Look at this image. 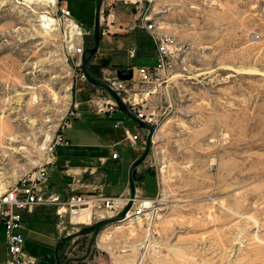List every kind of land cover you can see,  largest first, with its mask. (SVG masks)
<instances>
[{"label": "rangeland", "instance_id": "rangeland-1", "mask_svg": "<svg viewBox=\"0 0 264 264\" xmlns=\"http://www.w3.org/2000/svg\"><path fill=\"white\" fill-rule=\"evenodd\" d=\"M62 1L88 31L83 46L92 47L97 0ZM57 2L0 0V193L48 160V142L75 97L94 85L80 79L82 53L70 48L65 24L55 15ZM114 2L101 5L100 17L113 5L114 17L123 8L125 23L111 20L120 32L116 37L112 31L111 40L125 42L126 55L138 66L144 62L137 45L151 48L153 40L138 28L134 6ZM43 14L53 19L44 26ZM155 15L165 32L187 46L185 65L167 79L128 83L132 95L150 90L143 103L159 114L143 161L158 177V191L144 197L136 188V196L153 200L138 220L127 219L120 228L110 223L60 243L61 264H264V0H157ZM101 58L98 48L86 63L95 78L128 69L104 66ZM91 88L85 101L94 109L88 100L100 86ZM71 124L64 129L70 145L55 148L61 165L79 164L84 138L112 122L89 124L83 113ZM102 166V188L109 192L119 169L110 162ZM46 213L42 207L21 212L25 247L37 264H55L60 238L87 225L68 227L58 237L57 220L53 226ZM4 236L0 224V264Z\"/></svg>", "mask_w": 264, "mask_h": 264}, {"label": "built area", "instance_id": "built-area-1", "mask_svg": "<svg viewBox=\"0 0 264 264\" xmlns=\"http://www.w3.org/2000/svg\"><path fill=\"white\" fill-rule=\"evenodd\" d=\"M125 5H132L137 10L142 27L149 33L155 47L154 62L148 65L136 67L138 80L141 83H158L168 78V74L175 68L185 65L183 58L187 46L179 42L173 35L163 30L162 21L155 15V4L157 0H121ZM55 15L58 21L65 24V37H68L70 48L74 53L81 54L84 48L83 36L88 33L84 26L75 21L70 10L57 2L55 4ZM102 33V32H101ZM75 44V45H74ZM182 57V59H181ZM182 69L185 68L182 66ZM80 79L87 81L82 73ZM131 80L119 79L116 73L105 72L102 79L113 89L127 105V108L144 123L157 126L159 114L155 108L136 99L129 91L128 83ZM96 98L88 101L93 103L98 113L112 118L118 106L113 97L102 87L96 89ZM79 102L74 101L72 107L66 113L65 120L60 129L52 135L48 142L49 158L40 163L33 171L20 177L11 186L0 193V224L3 226L6 244V257L4 264H35V258L30 256L24 249L25 239L21 233L22 211H32L36 206L46 205L54 207L56 228L58 237L69 233L68 227L88 224L86 222L74 221L72 218L85 208H90V221L97 218L102 219L119 214L129 200L128 194L117 196H105L96 191V186L88 192L79 191L82 187L80 177L72 173L71 181L66 194L53 192L48 187L49 166L55 162V147L66 144L67 141L62 130L67 127L72 119L79 118L81 111ZM130 146H134L139 139L138 134L126 131L125 138ZM118 152L114 149L111 158H116ZM86 187V186H85ZM149 207L143 198L135 197L131 208L122 219L112 222L114 228L122 227L128 220H138L144 216ZM55 228V230H56Z\"/></svg>", "mask_w": 264, "mask_h": 264}, {"label": "crops", "instance_id": "crops-1", "mask_svg": "<svg viewBox=\"0 0 264 264\" xmlns=\"http://www.w3.org/2000/svg\"><path fill=\"white\" fill-rule=\"evenodd\" d=\"M115 1L119 2L121 0H115ZM105 2L106 0H103L102 4L104 5ZM111 2H114V1L109 0L110 4ZM60 3L69 8L68 2L60 0ZM127 6L125 5V7ZM119 8L123 9L122 7H119ZM117 9H118V6L115 8L113 5V7L110 10V13L107 16H104L102 14L100 17L102 28L105 29L101 33L103 45H101L99 48L102 54L104 55V58H101L100 62L104 66L105 64L106 65L108 64V66H113V67L121 66V67L132 68L133 80L131 82L136 83L139 81L138 75L136 73L137 66H133L134 59H131L130 56L126 55L125 53L127 49L126 43L116 40L115 38H114V41L111 40V38L115 36L117 37V35H119L120 32L119 31L117 32V29L114 28V25L110 23L112 21L114 22V19H115V20H119L118 24H124L125 23L124 20H126V17L122 15V13L120 12L121 9H119V11L115 15L116 17H114L115 10ZM71 13L72 15H74L75 12L71 11ZM74 17L76 16L74 15ZM119 18H121L122 21ZM134 19L138 21L137 25H138V28L143 32L144 34L143 36H147L148 38H150V35H148V32L142 27V23L140 21V17L138 13L137 14L135 13ZM78 22L82 24L81 21H78ZM112 31L117 32L115 36H114L115 33H113ZM137 46H138V50H140V53H141V55L138 56V59L144 62L140 65L152 64L154 62V56H155V47H154L153 42L151 43V48H149L150 46H147L145 48L139 47V45ZM143 53L145 54L144 56H143ZM106 55H110V56H106ZM94 86L95 85L91 87H94ZM91 87L84 88L82 91L85 94L83 96H79L78 97L79 99L75 97V100L79 102L78 108L81 111V115L83 113L84 114L86 113L88 115L89 124L95 123V122L102 123V121L104 120H109L112 122V125L109 128H106L104 130H100V131L94 130V132L91 135H87L88 137L86 139L84 138L83 143H81L79 146L80 149L82 150H77L79 151V154L81 155L79 164H76L75 166H70L66 164L64 165L58 164L57 154H56L54 164L49 166V169L50 167H53V168L51 171L49 170L48 187L53 192L60 193V194H66V192L68 191V186L71 181V174L75 173L80 177L82 185H83L82 187L79 188V191L88 192L92 189L93 186H96L97 187L96 191L100 192L101 194L105 196H117L119 195V193L129 195L128 169H129L130 164L141 154V144H142L141 139H143L146 131L144 128H142L132 119H130L125 113L120 111V109H118L116 112L113 113L112 118H108L104 114L98 113L96 110H94L95 108L93 109V107L85 101V98L87 97L88 93L92 92L93 90V88ZM149 93H150V90H139V91H136L134 94L135 96L137 95L140 101L146 102L147 95ZM79 118L72 119L71 121L77 120ZM71 121L67 127H71L72 125ZM124 121H127L130 125L129 126L122 125V122ZM64 129L62 130L63 136H64ZM126 131H129L130 133L138 134L139 139L137 140L134 146H130L127 140L125 139ZM64 138L67 141V143L64 145L68 147L70 145V140L69 138L65 136ZM114 149L117 150L118 156L116 158H111V153ZM108 162L116 166L119 169L118 171L119 173L117 176V183L113 184L114 189L112 191L105 192L104 189L102 188L104 186V180H103L104 178L103 168L104 167L102 165ZM133 179L138 183V190L141 193V195H143L144 197H152L158 191V188H159L158 177L148 170L146 162H143L134 168ZM57 181H58V187H55L54 184ZM147 183H150L151 185L150 195H146L147 188L149 187ZM37 207H42L43 209H45V211L47 212L46 214L48 216V220H50V222L54 226L53 221H52L53 218L55 217L54 207L41 205V206H36L35 208ZM24 223H25V220L23 219V216H22V226L24 225ZM46 223H47L46 219L43 218L42 224L46 225ZM5 248H6V244H5ZM24 249L30 256L34 257L37 260L36 261V264H37L38 257L35 256L34 254H30L26 250L25 243H24ZM5 257H6V249H5ZM4 262H5V258L2 264H4Z\"/></svg>", "mask_w": 264, "mask_h": 264}, {"label": "water", "instance_id": "water-1", "mask_svg": "<svg viewBox=\"0 0 264 264\" xmlns=\"http://www.w3.org/2000/svg\"><path fill=\"white\" fill-rule=\"evenodd\" d=\"M103 0H97V4L95 7V18H94V23H93V46L92 47H84L83 52L81 55V69L86 77L87 81L94 84L98 85L102 88H104L115 100L118 109L125 113L130 119H132L134 122H136L139 126L147 130L146 133V141L144 148L141 152V154L130 164L129 169H128V184H129V200L126 206L119 212V214L111 217H106L102 218L99 220L94 221L91 224H87L83 227H81L79 230L72 232L70 234H67L63 237L60 238V240L57 242L54 255H55V264H61L60 258L58 257V247L60 243L65 242L66 240L77 236V235H82V234H87L89 232H96L100 230L102 227L105 225H108L112 222H115L119 219H122L127 211L131 208L133 204V200L135 199L136 196V188L138 187V183L133 179V170L136 166H138L141 162H143L150 150V142H151V136L154 132V128L149 125L144 123L142 120L137 118L132 112H130L127 108V105L123 102L121 97L113 90L110 88V86L107 85L104 81L95 78L92 76L89 71L86 68V63L89 61V59L94 55V53L97 51L99 48V42H100V9L102 5ZM117 77L119 79L123 80H131L133 78V70L132 68H128L126 72L123 70H118L117 71Z\"/></svg>", "mask_w": 264, "mask_h": 264}, {"label": "bare ground", "instance_id": "bare-ground-1", "mask_svg": "<svg viewBox=\"0 0 264 264\" xmlns=\"http://www.w3.org/2000/svg\"><path fill=\"white\" fill-rule=\"evenodd\" d=\"M48 2H54V0H47ZM43 23V26L46 25V22L50 21V20H53L52 18L50 17H47V15L43 14L40 16V19ZM50 137V134H48L45 138V141H47ZM46 143V142H45ZM45 145V144H44ZM145 204H147V206H151V203L153 202V200H151L150 198H144L143 199ZM74 221H80V222H86V223H89L90 221V208H85L84 210H82L78 215H75L73 218H72Z\"/></svg>", "mask_w": 264, "mask_h": 264}]
</instances>
